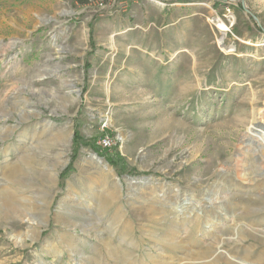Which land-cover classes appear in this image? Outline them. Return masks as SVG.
Returning <instances> with one entry per match:
<instances>
[{
	"label": "rangeland",
	"instance_id": "obj_1",
	"mask_svg": "<svg viewBox=\"0 0 264 264\" xmlns=\"http://www.w3.org/2000/svg\"><path fill=\"white\" fill-rule=\"evenodd\" d=\"M262 108L264 0H0V264H264Z\"/></svg>",
	"mask_w": 264,
	"mask_h": 264
},
{
	"label": "bare ground",
	"instance_id": "obj_2",
	"mask_svg": "<svg viewBox=\"0 0 264 264\" xmlns=\"http://www.w3.org/2000/svg\"><path fill=\"white\" fill-rule=\"evenodd\" d=\"M215 25H216L217 29L220 30V31H225L226 30L225 24L222 21H220V20L219 21H216L215 22ZM258 113H259V121L255 122V123H252L249 127H247L248 129H247V131H245L246 133H244V135H243V137L241 139L242 140L241 143L243 144V145H241L242 151L243 152H251V155H252V156H250L248 158L250 160L249 163H248V165L240 169L241 171H244V170L248 169L247 171H249V172L246 175H250L249 178H243L245 180H243L242 185L250 183L253 179H258V178L261 179V180L264 179V108H262ZM52 137H54V136H52ZM244 158L245 157H242V159H239V161H243V162L245 161V163H247V159L246 158L244 159ZM63 163L64 162L61 160V157L60 156H58V155L54 156L52 158V160H51V169L48 170L47 172H43V176L49 178L50 177V174L56 175L57 168L59 166H62ZM240 170H239V173L238 172H235L236 173V176L238 178L239 177L240 178L241 177H246V176H243L245 174H241L240 173L241 172ZM8 174H9V177L7 179H11L12 180V178H13V171L9 172ZM216 188L217 189H212V191H213V193H212L213 198H214V196H217L218 193L216 192V190H218L219 188H224V190H227L228 191V187L225 184L224 185L218 184L216 186ZM5 190H6V188H4L3 190L0 189V198H1V200L3 202L10 198L9 197L10 194L7 195V194H4L3 193ZM218 191H220V190H218ZM209 200L212 201L211 199H209ZM228 203H230V201ZM32 222H33V220H32ZM35 222L41 223V222H43V218L37 216Z\"/></svg>",
	"mask_w": 264,
	"mask_h": 264
},
{
	"label": "built area",
	"instance_id": "obj_3",
	"mask_svg": "<svg viewBox=\"0 0 264 264\" xmlns=\"http://www.w3.org/2000/svg\"><path fill=\"white\" fill-rule=\"evenodd\" d=\"M227 32H230V27L227 28V30L225 31L224 35L226 36L227 35ZM230 35L233 36V38L236 39V37L230 32ZM223 43V42H222ZM226 47V50L227 52H232L235 50V47L234 45H227L225 46ZM118 141H121V139H117L116 142ZM115 144V141L113 140L112 137H109L107 135L105 136H102V137H99L96 141V146L99 147L100 149H107V148H110L112 147L113 145Z\"/></svg>",
	"mask_w": 264,
	"mask_h": 264
},
{
	"label": "trees",
	"instance_id": "obj_4",
	"mask_svg": "<svg viewBox=\"0 0 264 264\" xmlns=\"http://www.w3.org/2000/svg\"><path fill=\"white\" fill-rule=\"evenodd\" d=\"M80 3H85L86 2V0H78ZM77 138H78V135L77 134H75L74 135V141L76 142L77 141ZM109 160V162L111 163V164H113V162H114V160H112V159H108Z\"/></svg>",
	"mask_w": 264,
	"mask_h": 264
}]
</instances>
